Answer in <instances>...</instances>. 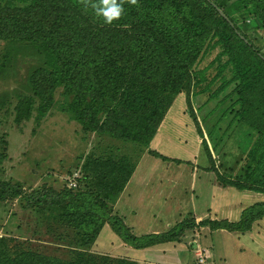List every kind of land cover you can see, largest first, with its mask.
I'll return each mask as SVG.
<instances>
[{"label": "trees", "instance_id": "16d2710c", "mask_svg": "<svg viewBox=\"0 0 264 264\" xmlns=\"http://www.w3.org/2000/svg\"><path fill=\"white\" fill-rule=\"evenodd\" d=\"M108 3L124 9L111 24L104 23L105 0H0V42L5 49L0 79L17 85L22 78L18 86L23 91L15 92L17 119H28L33 111L42 118L56 104L85 133L144 150L175 98L185 94L189 116L218 183L264 196V52L250 38L253 30L247 25L251 21L264 34V0ZM216 48L220 51L209 65H216L215 75L204 77L208 68L200 71L197 66ZM228 68L231 77L225 79ZM217 79L221 84L213 90ZM200 95L209 97L199 112L217 100L201 116L204 123L231 102L207 133L212 151L222 156L220 167L226 174L216 170L209 144L190 109V98ZM7 101L5 95L0 97V111ZM229 113L232 117L225 131L231 130V138L240 141L234 156L223 151L226 134L216 126ZM134 170L129 158L109 150L89 156L81 179L74 181L76 186L59 193L43 190L26 195L21 188L0 182V203L21 199L33 207L42 216L38 227L45 229L55 248L49 252L34 239L2 237L0 264H137L92 251L105 225L129 248L144 250L179 243L186 231L200 227L244 235L264 219L263 201L246 207L235 222L205 220L196 225L186 221L164 234L137 237L109 209Z\"/></svg>", "mask_w": 264, "mask_h": 264}, {"label": "rangeland", "instance_id": "374dc122", "mask_svg": "<svg viewBox=\"0 0 264 264\" xmlns=\"http://www.w3.org/2000/svg\"><path fill=\"white\" fill-rule=\"evenodd\" d=\"M247 25L253 30L250 38L264 52L263 31L256 29L251 21ZM4 51V44L0 42V59ZM219 51L216 48L209 52L197 66V70L200 71L208 68L204 77H214L216 65L212 67L209 65ZM224 61L222 59L223 63ZM223 77L225 79L231 77L229 68L225 70ZM21 79L17 80V85L0 79V97L5 95L8 98L0 111V155L3 157L0 165V182L21 188L26 195L32 191L43 190L59 193L68 190L76 179H81V171L89 156L113 150L114 154L129 158L135 170L124 192L109 206V209L111 214L121 218L126 227L137 237L156 234V232L164 234L186 221H195L197 225L210 218L222 220L220 210L226 205H229L228 221H233L236 214L238 219L240 218L238 214L241 210L264 201V196L260 194L233 188L226 189L218 183L202 148V140L198 136L196 125L189 116L185 94L175 98L148 148L141 150L135 144H126L108 137L85 133L80 124L58 110L56 104L42 118L33 111L28 119L18 120L14 105L17 103L15 95L23 91L19 89L22 87L18 86ZM220 79L215 81L213 90L220 86ZM231 89L232 87L228 88L226 93ZM208 97L200 95L190 98V109H193L211 149L212 144L207 133L231 102L226 103L204 123L201 116L212 110L217 102L214 100L208 103L202 112H199L198 107L202 106ZM55 100L58 103L61 101L59 94L55 96ZM231 117L232 114L229 113L223 122L216 124L217 128H220V133L226 134V138L221 143L224 147L223 151L228 150L227 153L230 154L238 152L235 145L240 143L238 137L231 138L233 133L231 130L225 131L227 121ZM155 153L168 160L156 158ZM211 156L216 170L226 174L220 167L222 156L216 155L212 149ZM227 162L230 163V158H227ZM85 184L88 185L87 182ZM210 193L212 196H207L211 195ZM33 210V207L21 199L1 202L0 238L34 239L37 241L34 243L49 252H54L55 248L50 244L51 237L44 234L46 232L44 228L38 227L37 223L42 216ZM259 224L250 233L255 232L253 234L255 236H264V219ZM35 228L40 230L35 232ZM204 228H195L184 233L182 239L187 251L193 250L195 255L196 250H203L205 243L213 249L216 264H260V262L264 264V249L259 248L250 239L242 238L247 233L239 238L247 246L248 252L240 254L241 245L237 241V235H231L226 231L210 234L208 233L210 230ZM100 234L92 251L115 256V252L105 250L114 240L119 244V239H106L108 230ZM111 234L109 232V235ZM192 245L194 249L191 248ZM120 248L125 249V246ZM253 253L260 258V262L252 260ZM184 256L192 258L187 252ZM120 257V254L116 256L117 259ZM192 259L195 260V257ZM194 263L198 264L196 260Z\"/></svg>", "mask_w": 264, "mask_h": 264}, {"label": "crops", "instance_id": "0c3cea01", "mask_svg": "<svg viewBox=\"0 0 264 264\" xmlns=\"http://www.w3.org/2000/svg\"><path fill=\"white\" fill-rule=\"evenodd\" d=\"M226 189H230V188H226ZM210 194L211 195H207V194H205V195L212 196V193H210ZM207 196L205 197L206 200H208ZM221 210H220V212H221V215H222V218H223L222 220H228L229 205H226ZM241 212H242V210H241ZM210 214L212 215V211L210 212ZM238 215H240V214H238ZM236 217H237V214H236V216H234L233 221H235V220L238 221L239 220L238 217L237 218ZM209 220H214V219L210 218ZM260 221H262V220H260ZM260 221H257V222H255L253 224L251 231H254L256 227L261 225V224H259ZM204 229L209 230L207 227H205ZM105 230H108V235L105 236L106 239H116V238L119 239L117 236L114 235V233L111 231V229H110V227L108 225H105L102 228L100 233H102ZM109 232H111L113 235L112 234L109 235ZM216 232H218V231H214V232L210 231L208 233L213 234V233H216ZM250 232H248L246 235L244 234L245 236L242 237V238L246 237L245 239H250L259 248L264 249V236H260V235L259 236H255V235H253L255 232H253V234L250 233ZM151 234H155V233H151ZM156 234H159V233L156 232ZM230 234L234 235V236L235 235L238 236V240L237 239H235V240L239 241V243L241 245V249L239 250L240 254L241 253H244V254L247 253L248 252L247 251V246L243 242H241V239L239 238L240 236H243V235H239V234H236V233H230ZM100 236H101V234H99L98 237H100ZM204 239H205V235H204ZM206 239H207V237H206ZM119 242L120 243L117 244L115 242V240H114V242L106 248L105 251H107V252H111V251L115 252V256H111V255H108V256L116 258V256L118 254H120V256H121L120 258H125V259H128V260L134 261L137 264H196V263H194L195 260L192 259V258H194L193 250L192 251L190 250L191 252H189V251L186 250V248H184L185 245H184V242H183L182 238L180 239L179 243H166V244H163V245H158V246L152 247L150 249H144V250H134L132 248H129L125 244H123L120 240H119ZM124 246H125V249L120 248V247H124ZM203 246H205L203 248V250H204V252L206 253V256H207V259L205 260L206 262L204 264H216L215 263V257L216 256L214 255L215 253H214L213 249L210 246L206 245L205 243H204ZM191 248L194 249V245H192ZM185 252H187L189 254V257L191 256L192 258L189 259V258L185 257L184 256ZM192 253H193V255H192ZM99 254H102V253H99ZM103 255H106V254H103ZM259 259L260 258L253 253L252 260L253 261H255V260L259 261ZM221 264H224V263H221ZM260 264H263V263L260 262Z\"/></svg>", "mask_w": 264, "mask_h": 264}, {"label": "clouds", "instance_id": "9594fccd", "mask_svg": "<svg viewBox=\"0 0 264 264\" xmlns=\"http://www.w3.org/2000/svg\"><path fill=\"white\" fill-rule=\"evenodd\" d=\"M134 2V0H133ZM105 5L108 8V11L105 12L104 16V23L111 24L114 20H118L124 11L122 6H114L108 3V0H105Z\"/></svg>", "mask_w": 264, "mask_h": 264}, {"label": "built area", "instance_id": "2783aa9c", "mask_svg": "<svg viewBox=\"0 0 264 264\" xmlns=\"http://www.w3.org/2000/svg\"><path fill=\"white\" fill-rule=\"evenodd\" d=\"M76 186L75 182L70 184L69 188H74ZM195 260L197 261L198 264H204L205 260L207 259L206 253L204 250H196L195 251Z\"/></svg>", "mask_w": 264, "mask_h": 264}, {"label": "water", "instance_id": "95a60500", "mask_svg": "<svg viewBox=\"0 0 264 264\" xmlns=\"http://www.w3.org/2000/svg\"><path fill=\"white\" fill-rule=\"evenodd\" d=\"M222 16H224L222 13H221Z\"/></svg>", "mask_w": 264, "mask_h": 264}]
</instances>
